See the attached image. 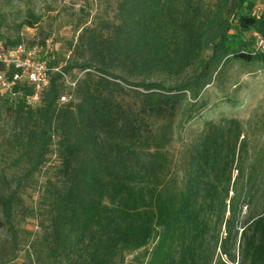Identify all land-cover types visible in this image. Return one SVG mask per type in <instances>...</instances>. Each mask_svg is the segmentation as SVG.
Returning a JSON list of instances; mask_svg holds the SVG:
<instances>
[{"label": "trees", "instance_id": "trees-1", "mask_svg": "<svg viewBox=\"0 0 264 264\" xmlns=\"http://www.w3.org/2000/svg\"><path fill=\"white\" fill-rule=\"evenodd\" d=\"M254 31L264 36V0H219L214 8L204 0H119L105 35L86 28L79 37L93 59L60 66L63 73L83 72L74 101L58 102L65 86L56 71L49 72L34 106L26 102L29 85L17 84L14 96L0 89L14 106L13 144L26 174L37 172L50 152L57 156L41 199L46 218L40 245L47 258L55 264H121L139 251L143 264H211V244L220 241L233 262L227 243L237 238V207L246 194L237 186L250 180L238 165L239 121L206 123L180 182L165 150L168 125L160 122L173 120L186 92L196 100L230 58L264 65ZM52 60L49 68L56 67ZM192 67L194 77L176 86L154 79ZM243 148L240 143L238 153ZM13 199V193L0 199L8 221ZM241 229V263L264 264V212L247 216Z\"/></svg>", "mask_w": 264, "mask_h": 264}, {"label": "rangeland", "instance_id": "rangeland-1", "mask_svg": "<svg viewBox=\"0 0 264 264\" xmlns=\"http://www.w3.org/2000/svg\"><path fill=\"white\" fill-rule=\"evenodd\" d=\"M118 1L0 0V39L19 38L26 44L44 45L48 42L55 66L87 61L93 58L85 40H79L81 33L89 28L94 33L105 35L109 23L115 22ZM218 1L204 0V3L214 8ZM255 10H259L258 5ZM229 11L226 10V14L232 20L234 14ZM209 54L210 51L206 56ZM95 61L100 63L98 59ZM196 71L192 67L177 76L162 74L154 76V79L166 86H176L190 81ZM73 72L82 79V71L75 68ZM116 81L128 88L121 80ZM129 81L136 83L138 79L129 78ZM189 103L194 104L183 112V107ZM13 107L0 95V199L14 194L10 221L0 206V264H55L42 252L40 241L41 227L46 218L41 199L47 180L53 177L58 166L57 156L50 152L37 172L26 174V162L17 163L16 160L18 152L12 138L16 120ZM227 119H237L240 123L238 165L250 180L247 187L246 182H239L237 186L238 192L246 194H242L237 207L232 232L233 236L238 232L237 238L227 243V249L235 259L228 261L221 252L220 241L218 244L212 242L211 264H242L241 225L247 216L264 212V65L230 58L226 64H220L218 72L212 75V82L199 91L196 100L186 92V100L173 120L160 122L168 125L165 131L170 138L165 150L172 167L171 175L180 182L187 166L189 149L203 135L206 123ZM240 143L244 148L238 153ZM232 173L234 178L238 173L235 167ZM224 235L222 225L219 239ZM145 260L137 251L127 254L121 264H143Z\"/></svg>", "mask_w": 264, "mask_h": 264}, {"label": "built area", "instance_id": "built-area-1", "mask_svg": "<svg viewBox=\"0 0 264 264\" xmlns=\"http://www.w3.org/2000/svg\"><path fill=\"white\" fill-rule=\"evenodd\" d=\"M255 52H264V36L259 32H253ZM51 50L48 42L19 43L5 46L0 42V89L15 95L14 87L19 83H25L32 89L26 102L34 106L40 98V94L49 84V72L56 71L62 74L65 90L60 94L58 102L66 103L74 101L73 91L78 77L63 73L60 67H48L51 58ZM87 71V70H86Z\"/></svg>", "mask_w": 264, "mask_h": 264}]
</instances>
